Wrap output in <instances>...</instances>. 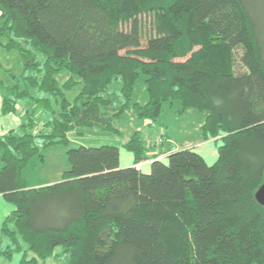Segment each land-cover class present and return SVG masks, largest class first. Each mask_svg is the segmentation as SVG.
Here are the masks:
<instances>
[{"label":"trees","instance_id":"trees-1","mask_svg":"<svg viewBox=\"0 0 264 264\" xmlns=\"http://www.w3.org/2000/svg\"><path fill=\"white\" fill-rule=\"evenodd\" d=\"M0 48L17 51L21 65L16 75L0 62L13 81L0 80L2 112L21 115L0 136V194L15 206L0 258L264 264L255 197L264 184V39L248 0H0ZM141 75L148 101L134 104L139 117L157 123L176 102L179 115L207 113L216 162L169 149L137 169L148 148L136 131L124 144L131 166H121L117 146H79L60 182L31 188L24 171L67 146L69 133H118Z\"/></svg>","mask_w":264,"mask_h":264},{"label":"rangeland","instance_id":"rangeland-1","mask_svg":"<svg viewBox=\"0 0 264 264\" xmlns=\"http://www.w3.org/2000/svg\"><path fill=\"white\" fill-rule=\"evenodd\" d=\"M248 2L264 39V0H248ZM19 60L20 56L17 51L8 52L0 48V62L3 64L4 69H11L14 74L19 75L21 73ZM66 79V72L58 77L60 83H63ZM0 80L13 84V81L10 80L3 69H0ZM113 88L115 90L118 88L119 91L118 85L113 86ZM75 93V90L69 92L68 96L73 97ZM147 101L145 77L141 75L128 108L114 122V127L118 133L88 128L69 133V144L67 146L57 145L45 150V161L43 163L37 162L36 167H28L24 171L29 186L60 182L63 173L69 169L68 150L79 146H117L121 151V166L123 168L131 166L133 155L125 149L124 144L136 131L141 132L148 148V159L139 163L144 171L149 170V165L155 159L164 160L169 149L192 148L200 152L209 164L216 162L218 145H216L215 140L206 141L203 136L202 128L207 113L189 109L186 113L179 115L177 113L178 103L176 102L174 105L168 103L160 121L153 123L140 118L134 109L135 103L145 104ZM19 111L23 114L25 109L19 107ZM56 252H60V249ZM40 264H59V260L50 258L47 262H40Z\"/></svg>","mask_w":264,"mask_h":264},{"label":"crops","instance_id":"crops-1","mask_svg":"<svg viewBox=\"0 0 264 264\" xmlns=\"http://www.w3.org/2000/svg\"><path fill=\"white\" fill-rule=\"evenodd\" d=\"M21 125V115L20 114H3L2 112V94L0 92V136L8 133L9 131L16 130ZM177 150V149H176ZM167 154H165V157ZM164 157V158H165ZM52 183L48 182L45 184L34 185L31 188H37L42 186L51 185ZM15 210V206L8 202L3 195L0 194V237L3 223L6 217ZM23 259V255L20 253L14 254L11 261H6L3 258H0V264H20Z\"/></svg>","mask_w":264,"mask_h":264},{"label":"water","instance_id":"water-1","mask_svg":"<svg viewBox=\"0 0 264 264\" xmlns=\"http://www.w3.org/2000/svg\"><path fill=\"white\" fill-rule=\"evenodd\" d=\"M255 197H256L257 202L260 205L264 206V184L258 189Z\"/></svg>","mask_w":264,"mask_h":264},{"label":"built area","instance_id":"built-area-1","mask_svg":"<svg viewBox=\"0 0 264 264\" xmlns=\"http://www.w3.org/2000/svg\"><path fill=\"white\" fill-rule=\"evenodd\" d=\"M136 168H137V169H141L142 167H141L140 164H137V165H136Z\"/></svg>","mask_w":264,"mask_h":264}]
</instances>
